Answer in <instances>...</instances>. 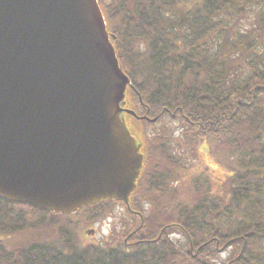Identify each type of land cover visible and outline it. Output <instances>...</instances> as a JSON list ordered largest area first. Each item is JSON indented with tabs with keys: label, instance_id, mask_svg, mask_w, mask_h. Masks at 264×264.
<instances>
[{
	"label": "trees",
	"instance_id": "obj_1",
	"mask_svg": "<svg viewBox=\"0 0 264 264\" xmlns=\"http://www.w3.org/2000/svg\"><path fill=\"white\" fill-rule=\"evenodd\" d=\"M98 3L132 83L125 106L157 117L125 114L142 133L130 207L144 201V231L135 214L137 241L82 243L71 222L124 203L64 215L0 199V264H264V0Z\"/></svg>",
	"mask_w": 264,
	"mask_h": 264
},
{
	"label": "water",
	"instance_id": "obj_2",
	"mask_svg": "<svg viewBox=\"0 0 264 264\" xmlns=\"http://www.w3.org/2000/svg\"><path fill=\"white\" fill-rule=\"evenodd\" d=\"M128 85L97 0H0V199L128 207L144 156L125 113L146 118Z\"/></svg>",
	"mask_w": 264,
	"mask_h": 264
},
{
	"label": "rangeland",
	"instance_id": "obj_3",
	"mask_svg": "<svg viewBox=\"0 0 264 264\" xmlns=\"http://www.w3.org/2000/svg\"><path fill=\"white\" fill-rule=\"evenodd\" d=\"M141 115H144L143 110L141 111ZM165 120L167 121V119H165ZM153 123H155V122H153ZM168 123H169L170 127H172L173 129L179 130L178 124H176L174 122L171 123V122H169V120H168ZM141 124L143 125V129H141V130H144L143 122H141ZM159 125H160V122L156 124V127H158ZM151 128H152V126H149L146 130L150 131ZM133 129H134L135 135H137L138 139H140V136L142 135L141 131L134 128V126H133ZM200 155L201 156H200L199 160H201L204 164H208L211 167L210 169L212 170V172L214 174L216 173L218 175H221L220 173H222L223 170L222 169L219 170V168H217L216 165H214L209 160V158L205 155L204 146L201 148ZM196 162H199V161H196ZM140 207H141L142 213H139V211L132 209L130 207V203H129L128 207H125L121 203H117V204H113V206L109 210V212L100 218L85 219L84 222L82 221L79 223H75V225L73 224L74 222H71L72 226L75 228L73 231L74 237L76 239L81 240L82 243H87V242L97 243V242H100L102 240H107V241H112L115 243L114 245L117 244V246H119L118 242L123 240L122 242H124L126 244L127 243L131 244L130 242L137 241V239H138V238L136 239L135 235L133 236L132 233L136 229H140V227L142 226L143 220H144V215H145L144 201H142V204ZM135 214L140 217L141 223L136 221L140 225L138 227H136L135 230L132 231V227H134L133 225H134ZM76 220H74V221H76ZM48 230H49V228L41 229V230L35 232V235L40 236V237H45V236H47ZM142 231H144V229H142ZM170 236L180 237V236L175 235V234H170ZM8 243L9 244H15L14 241H10L9 238H8ZM224 256H225V253L224 252L221 253V259H223Z\"/></svg>",
	"mask_w": 264,
	"mask_h": 264
}]
</instances>
